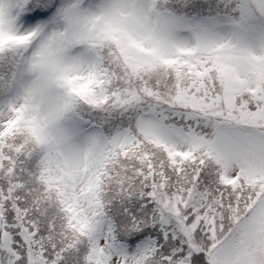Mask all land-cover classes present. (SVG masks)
Listing matches in <instances>:
<instances>
[{
  "label": "snow or ice",
  "instance_id": "1",
  "mask_svg": "<svg viewBox=\"0 0 264 264\" xmlns=\"http://www.w3.org/2000/svg\"><path fill=\"white\" fill-rule=\"evenodd\" d=\"M0 264H264V0H0Z\"/></svg>",
  "mask_w": 264,
  "mask_h": 264
}]
</instances>
